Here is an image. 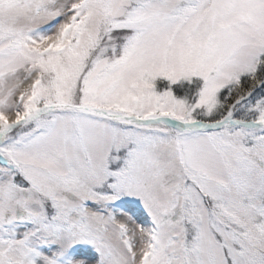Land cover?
<instances>
[{
	"label": "snow or ice",
	"instance_id": "obj_1",
	"mask_svg": "<svg viewBox=\"0 0 264 264\" xmlns=\"http://www.w3.org/2000/svg\"><path fill=\"white\" fill-rule=\"evenodd\" d=\"M0 264H264V0H0Z\"/></svg>",
	"mask_w": 264,
	"mask_h": 264
}]
</instances>
